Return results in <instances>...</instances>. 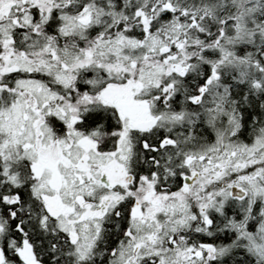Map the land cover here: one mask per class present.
I'll return each mask as SVG.
<instances>
[{"label": "snow or ice", "instance_id": "1", "mask_svg": "<svg viewBox=\"0 0 264 264\" xmlns=\"http://www.w3.org/2000/svg\"><path fill=\"white\" fill-rule=\"evenodd\" d=\"M0 264H264V0H0Z\"/></svg>", "mask_w": 264, "mask_h": 264}]
</instances>
